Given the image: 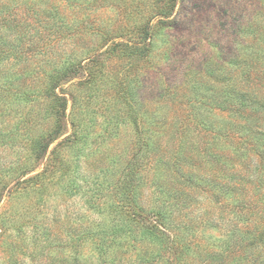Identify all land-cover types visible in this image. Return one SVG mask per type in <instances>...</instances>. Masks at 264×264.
Returning <instances> with one entry per match:
<instances>
[{
    "label": "rangeland",
    "instance_id": "1",
    "mask_svg": "<svg viewBox=\"0 0 264 264\" xmlns=\"http://www.w3.org/2000/svg\"><path fill=\"white\" fill-rule=\"evenodd\" d=\"M160 1H14L19 10L18 16L24 22L30 8L44 10L51 7L70 22L92 21L94 27L83 31V25L79 27V32L59 40L55 51L46 60L43 59L45 61L40 62V57L36 56L27 66L9 64L3 71H28L29 68L48 71L52 67L51 61L59 55L83 60V69L66 80L62 88L69 99L67 113L71 110L72 94L78 95L79 102H82L80 109L85 107L83 102H89L87 111L90 114L84 118L89 123L93 122L94 146L98 149L82 161V190L79 194L60 196L57 185L49 186L44 193L45 196L49 195L46 206L35 204L39 194L34 193L28 199L3 198L0 211L16 215L13 216L16 220L30 217L33 220L37 213L41 218L44 212V225L49 231L44 236L30 225L25 234L19 236L0 229V264H105V259L99 258L91 240L84 242V231L102 219L98 210L88 203V198L93 196L97 203L103 202L105 197L106 201H110V197H107L110 194L109 182L122 175V170L128 169L133 160L141 162L150 128L161 131L159 141L163 155L180 159L184 171L192 169L198 179L197 190L191 196L189 207L175 218L177 224L187 227L189 241L196 249L195 254H198L196 258L193 257L194 264H200L199 259L207 252H218V246L227 237L228 226L233 221L230 219L233 203L231 200H217L209 192L214 180L225 184L223 175L226 173L221 178L212 175L206 146L213 133L201 121L204 118L207 123L213 124L215 130H227L224 126L234 120L240 122L239 115L222 111L215 103L222 102L225 90L230 87L237 86L240 90L248 89L252 94L264 95L261 80L253 79L250 83L244 80L242 70L245 64L240 63L254 60L257 64L254 63L251 69L253 75L264 73V0H177L173 13L165 17L166 21L162 22L159 18L152 21L155 24V46L146 60L121 49L114 53L104 52L97 61L88 60L90 55L93 57L103 52L113 42H137V30L133 32L134 13L141 9L156 10ZM175 14L177 18L172 23L170 21H173ZM45 18L41 16V19ZM27 19L34 24L36 16L29 15ZM120 22L125 27L121 30L123 35L118 31ZM109 30L111 33L106 38L102 39L97 34L98 31L102 35L107 34ZM88 76L95 78L94 87L86 83ZM130 90L135 91V99L129 97ZM88 96L90 99H87ZM91 116L92 120L89 119ZM71 131L68 121L60 139ZM244 140L245 137L234 139V144L225 142V146L229 145L230 148L223 151L225 156L230 154L228 160L232 157L231 163L235 161L234 170L238 174L244 173L246 160L242 161L241 155L234 159L236 154L231 152V147L235 145L242 150ZM55 145L52 144L51 148ZM195 146H198V150ZM168 147L172 148L170 153ZM180 147L184 151L182 157L178 153ZM7 153L13 156L9 151ZM250 156H253L249 165L251 172L259 159L252 153ZM142 175L144 186L141 201L148 209L155 197L153 169L146 168ZM177 175L178 183L183 185L184 178ZM250 180L243 185L253 187L256 177L252 176ZM99 188L104 189L99 193ZM248 188L245 189L247 192ZM238 189V196H247L242 188ZM27 205L33 206L31 213L23 212ZM39 218L33 220V224H41ZM8 244L11 247L7 248ZM118 255L122 259L121 264H138L134 249L126 255Z\"/></svg>",
    "mask_w": 264,
    "mask_h": 264
},
{
    "label": "trees",
    "instance_id": "2",
    "mask_svg": "<svg viewBox=\"0 0 264 264\" xmlns=\"http://www.w3.org/2000/svg\"><path fill=\"white\" fill-rule=\"evenodd\" d=\"M14 1L17 0H0V204L6 196L9 200L22 197L28 199L34 193L39 194L35 204L46 206L49 195L45 196L44 193L49 186L57 185L60 188V196H74L81 192L82 161L98 149L94 146L96 137L93 135V122L89 123V120L84 118L90 114L87 111L89 102H83L85 107L80 109L82 102H79L78 95L72 94L71 110L67 113L69 99L62 88L66 80L78 75L83 69V60L62 58L59 55L60 57L51 61L52 67L48 71L41 72L40 68H29L28 71L22 69L19 72H4L3 69L9 64L27 66L30 60L37 57H40V62L46 60L55 51L59 40L79 32V27L83 25V31L94 25L89 19L70 22L53 7L44 10L30 8L26 12L24 22L18 16L19 10ZM176 1L162 0L156 10H138L134 13L133 24V32L137 30L139 35L138 41L113 42L103 52L93 57L90 55L88 60L97 61L98 56H102L104 52L114 53L118 49L146 60L155 46V24L152 21L155 18L166 21L165 17L173 13ZM34 14L36 20L31 24L27 18ZM41 16L46 17L45 20L41 19ZM176 18L177 14L170 22H175ZM119 26L118 31L123 35L121 30L125 27L121 22ZM99 31L97 34H100L102 39L111 33L109 30L107 34L105 32L102 35ZM240 63L245 64L242 70L244 80L247 83L253 79L261 80L264 87V73L253 75L251 72L257 62L251 60L247 63L243 60ZM86 80L89 86H95L94 77L88 76ZM135 96V91L130 90L129 97L135 99ZM263 96L252 94L248 89L240 90L237 86L226 89L222 102L215 103L222 111L227 110L233 115H239L240 120L227 123V127L224 126L227 130H215L213 124L202 118V125L213 133L209 136L212 140L209 139L206 146L212 175L221 178L226 173L223 175V178H226L225 184L214 180L209 192L217 200L232 201L230 212L233 215L230 219L233 221L228 226L227 237L221 246H218V252H207L199 259L200 264H264ZM88 97L87 99H90ZM89 119L92 120V116ZM68 121L72 131L60 139ZM149 131L141 162L136 163V160H133L128 169L122 170V175L109 182L110 194L107 197H110V201H106L105 197L103 202L97 203L93 196L88 198V203L98 210L102 219L94 224L95 228L89 227L84 231V242L91 240L99 258L105 259V264H121L122 259L118 258V254L126 255L132 249L136 252L138 264H194L193 257L196 258L198 254H195L196 249L189 241L187 227L177 224L175 218L189 207L191 196L197 190L198 179L192 169L184 171L180 159L163 155L159 141L160 130L150 128ZM244 137L242 150L235 145L231 147V152L236 154L234 159L241 155L242 161L246 160L244 173L238 174V171L234 170L235 161L231 163L232 157L228 160L230 154L225 156L223 151L230 148L229 145L225 146V142L234 144V139ZM54 143L55 147L51 148ZM182 149H178L181 157L184 152ZM195 149L198 150V146H195ZM8 151L12 157L8 155ZM168 151L170 153L172 148L168 147ZM251 153L257 156L259 162L250 172L249 165L253 160ZM146 168L153 169L152 184H155V197L148 209L141 201L144 186L142 171ZM175 172L184 178L183 185L178 183V175ZM252 176L256 177V184L251 188L243 185L250 182ZM101 186L105 187L103 183ZM238 188H242L247 196H238ZM247 188L248 192L245 190ZM103 189L99 188V193ZM32 207L25 206L23 212L31 213ZM41 214V218L39 213L33 216V220L39 218L41 224H33L31 217L21 221L14 219L13 216L16 215L0 211V229L4 232H15L20 236L25 234L27 227L33 225L32 228L41 231L45 236L49 230L44 225V212ZM8 247H11L10 244Z\"/></svg>",
    "mask_w": 264,
    "mask_h": 264
}]
</instances>
